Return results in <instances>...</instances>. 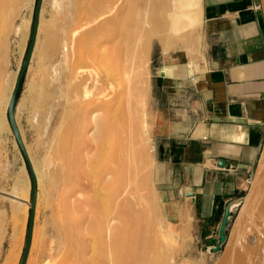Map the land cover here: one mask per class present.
<instances>
[{
    "label": "rangeland",
    "instance_id": "obj_1",
    "mask_svg": "<svg viewBox=\"0 0 264 264\" xmlns=\"http://www.w3.org/2000/svg\"><path fill=\"white\" fill-rule=\"evenodd\" d=\"M147 1H41L37 44L20 83L15 108L24 146L38 175L32 241L26 264H86L90 248L96 240L95 202L101 198L104 204L114 202L115 182L110 173L114 168L111 164L119 155L122 163L130 169L127 178L132 206L138 209L139 204L150 203L145 211L152 221L154 219V223L144 228L149 245L165 249L168 261L174 264H213L219 254L212 251L218 238L213 237L211 242L196 238L190 219L179 220L176 202L167 200L161 192L162 184L155 180L157 153L150 124L158 50L176 48L192 36H197L199 40V36H202L200 0H186L189 4L187 21L192 27V36H175L164 41L161 36L151 33L148 51L132 73L133 76L139 74L140 98L144 100L140 105L142 119L147 125L143 123V127L147 128L146 134L131 145L121 127H118L124 101L123 109L114 103L109 111L108 121L112 120L113 127L96 130L88 121L90 109L95 106L98 97L102 94L105 96L106 92L104 87L97 86V91L95 86L92 87L93 76L104 69L98 51L106 47L109 67L114 70L117 67L113 60L118 56L116 45H120L123 36H117L116 42L108 37L113 36L114 10L121 8L123 14L117 18V22L125 21L129 25L131 13L145 11L152 3V0ZM34 8L35 0H0V17L9 18L6 19L8 27L2 34L6 36V55L4 60H0V264H19L26 239L31 180L8 124L6 105L29 42ZM19 25V29H16ZM153 26V23H147L144 34L150 32ZM48 36L58 37V47L54 51L46 47ZM63 39L70 41L73 47L67 58L61 54ZM98 63L102 64L103 69ZM191 63L196 65L194 59H191ZM135 100V97L130 100L131 107ZM130 147L142 152L141 160L137 162L133 157L128 160L122 158L121 153ZM106 163L109 165L105 166ZM99 195L100 198L97 197ZM135 224L132 219L129 220V228H135ZM137 240L141 245L143 240ZM152 250H149L147 258L154 262Z\"/></svg>",
    "mask_w": 264,
    "mask_h": 264
},
{
    "label": "crops",
    "instance_id": "obj_2",
    "mask_svg": "<svg viewBox=\"0 0 264 264\" xmlns=\"http://www.w3.org/2000/svg\"><path fill=\"white\" fill-rule=\"evenodd\" d=\"M200 5L199 40L158 50L150 124L161 192L211 242L226 206L234 213L246 191L264 138V21L259 0Z\"/></svg>",
    "mask_w": 264,
    "mask_h": 264
},
{
    "label": "bare ground",
    "instance_id": "obj_3",
    "mask_svg": "<svg viewBox=\"0 0 264 264\" xmlns=\"http://www.w3.org/2000/svg\"><path fill=\"white\" fill-rule=\"evenodd\" d=\"M66 1L68 2V0ZM136 1L141 3L143 0H136ZM146 3H148V1ZM188 6L189 4L186 2V0H152L151 5L149 7L147 6L148 9L146 8L145 11L142 12L133 11L131 13L132 21L129 25L126 24L125 21L120 23L117 22V18L123 14V10L121 8L114 10L113 8L114 10V15L112 20V26H114L113 36H108V37L109 38L112 37L111 40H115L117 36H123V37L120 39L121 41L120 45L119 44L116 45V53L118 54V56H116L114 58L115 60H113L114 63L116 62L115 65L117 66L115 70L109 67V64L107 63V55L109 54V51L107 53V48L103 46L104 48L101 49V51H98V55L101 56L100 59L101 62L103 63L102 67L104 69L101 67L102 64L98 63V65H100L103 71L98 72L96 75L93 76L92 87L95 86L94 88H96V91L98 89L97 86L99 88L104 87L106 88V92H104L105 96L103 94L101 95L103 99L101 96L98 97L99 99L98 101H96L95 106L92 109H90V113H88L89 117L87 116L89 118V119L87 118L88 121H90V123L95 127L96 130L97 129L101 130L104 127L110 128L114 126L111 123L112 120L108 121L109 111L114 103L121 105V108L123 109L122 103L124 101L125 102L124 111L123 114H121L122 117L117 122L118 127H121V130H123V132L126 134L127 139H129V143L131 145L133 142H135V140L138 141L139 139H141L143 134H146L147 128L143 127L145 123L143 121L144 118L142 119L143 110H142V106L140 105V103L144 102V100L142 101V99L140 98L141 89L139 87L140 84V80L138 76L139 74L133 76L132 73L135 71L138 62H140V60L144 57L145 53H147L148 51L151 33L161 36V38L164 41L173 38L175 36H192L193 30L192 27L188 25V21H187ZM8 11L11 10L9 9ZM6 19L9 18H7L6 16ZM6 19L0 17V60L2 59L4 60V57L6 55V46H7L6 36H2V34L5 33L6 27H8L7 25L8 21L6 22ZM150 22L153 23L154 26L152 27V29H150V32L144 34V30H145L144 27L147 23ZM40 25L41 24L39 22L38 30L40 28ZM19 27L20 25L16 27V29H19ZM37 35H38V31H37ZM36 44H37V37H36L34 49L36 47ZM165 45H167V43ZM46 47L48 49H51L52 51L56 50L58 47V37L48 36V42L46 43ZM60 48H61V54L63 53L64 58H67L69 53L72 52L73 47L70 41L63 39ZM111 56H115V55H111ZM65 63L67 62L65 61ZM91 73L93 72L91 71ZM71 82H73V80H71ZM115 83L117 84L116 86ZM69 84L71 83L69 82ZM84 91L85 93L87 92L86 89H84ZM97 93L99 94L100 92ZM132 97H135L136 99L133 107H131L130 105V100L132 99ZM115 106L116 105H114V107ZM130 115H133V118H130ZM108 142L109 141H107V143ZM102 149L103 148H101V151ZM125 151L121 153L122 158L125 157L128 160L130 157H133V159L137 160V162L138 160L142 159L141 157L142 152L140 150L135 151L134 149H132V147H130ZM26 152L30 159V163L34 170L36 179L38 180L36 169L32 164V160L27 148H26ZM99 158L100 156L98 157V159ZM99 160L101 162V160L103 159L100 158ZM100 162H99V166H100ZM107 165L109 164L106 163L105 166ZM96 166L97 164L95 165V167ZM111 166L114 167L110 173V177L112 178L113 182H115L114 191H113L114 202L111 205H108L106 203L107 204L106 205L104 204V201H102V198L100 199L101 201L97 199L95 202L94 218H95L96 240L92 245V248H90L91 250L90 255L89 254H88L89 256L87 255L88 258L86 260V264H174L171 261H168L167 253L165 249L161 250L158 248V246L155 245L151 246L148 243L149 239H147L148 236L146 235L144 228L149 227L152 223H154V219L152 221L151 218L148 215H146L145 210L149 208L150 203H144L143 205L139 204L138 209H134V205L132 206V201L130 200L131 193H129V180L127 178L130 171L129 166L127 168V165L122 163V159L120 158V155L119 157L117 156L116 159H114ZM133 167L136 168L137 165L134 164ZM134 170L136 172V169ZM94 181L96 183V180ZM140 182L142 183V180ZM97 197L100 198V195ZM130 219H132L136 223L135 228L133 229L129 228ZM137 238L140 241L141 239L143 240L141 245L139 244ZM69 239L70 237L68 238V240ZM144 241L145 243H143ZM88 243L91 244L92 242L89 241ZM139 247H141V249H139ZM150 249L151 250L153 249L152 251H154V257H153L154 262L151 261L150 258H147V254ZM67 252L69 253L70 250L67 249ZM239 264H264V223L261 224L252 235V238L248 243L245 252L240 257Z\"/></svg>",
    "mask_w": 264,
    "mask_h": 264
},
{
    "label": "water",
    "instance_id": "obj_4",
    "mask_svg": "<svg viewBox=\"0 0 264 264\" xmlns=\"http://www.w3.org/2000/svg\"><path fill=\"white\" fill-rule=\"evenodd\" d=\"M41 1L42 0H35L29 42L24 57L17 69L6 105L7 121L14 140L27 165L31 180L26 239L19 264H26L31 246L37 191L36 176L16 122L15 108L19 86L30 64L36 42ZM259 2L262 19L264 21V0H259ZM218 164L222 165V162H218ZM186 195L191 194L187 192ZM237 205L235 212L232 214L229 204L224 210L218 228V242L212 247L213 252H219L213 264H239L240 257L245 252L252 235L256 229L264 223V138L248 187L241 199L237 202Z\"/></svg>",
    "mask_w": 264,
    "mask_h": 264
},
{
    "label": "built area",
    "instance_id": "obj_5",
    "mask_svg": "<svg viewBox=\"0 0 264 264\" xmlns=\"http://www.w3.org/2000/svg\"><path fill=\"white\" fill-rule=\"evenodd\" d=\"M235 205H237V204H235ZM238 206V205H237ZM237 208V207H236ZM230 210H231V208H230Z\"/></svg>",
    "mask_w": 264,
    "mask_h": 264
}]
</instances>
